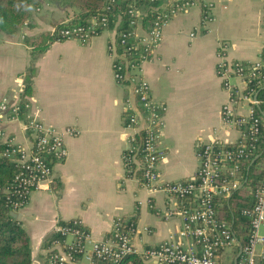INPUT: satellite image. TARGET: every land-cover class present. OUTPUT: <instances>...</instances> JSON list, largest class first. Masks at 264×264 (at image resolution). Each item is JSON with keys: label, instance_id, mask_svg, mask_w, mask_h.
I'll use <instances>...</instances> for the list:
<instances>
[{"label": "crops", "instance_id": "obj_1", "mask_svg": "<svg viewBox=\"0 0 264 264\" xmlns=\"http://www.w3.org/2000/svg\"><path fill=\"white\" fill-rule=\"evenodd\" d=\"M36 1L30 25L12 35L0 32V104L6 100L23 112L4 113L2 142L28 145L24 124L30 120L56 131L74 127L79 133L65 137V161L54 166L52 180L32 191L18 212L29 239L31 264H43L42 251L56 224L73 219L87 229L92 241H102L116 219L130 218L136 224V251L157 246L181 227L178 217H168L178 202L143 187L136 173L126 175L123 153L132 132L124 126L122 110L130 94L113 77L107 44L114 32L106 31L85 45L53 42L33 56L30 41L53 32L56 19L68 21L73 16L58 3ZM204 4L211 5V20L205 25ZM263 40L264 0H197L165 25L160 43L143 65L151 98L163 107L158 131L161 182L193 176L202 144L242 139L241 129L222 120L221 107L229 93L216 73L217 55L222 48L228 61L254 63ZM27 76L31 94L24 97ZM233 82L244 92L240 81ZM248 108L244 102L238 113L246 115ZM260 233L264 235V227ZM237 248L222 251L219 264H236ZM263 261L264 244L256 248V264Z\"/></svg>", "mask_w": 264, "mask_h": 264}, {"label": "built area", "instance_id": "obj_2", "mask_svg": "<svg viewBox=\"0 0 264 264\" xmlns=\"http://www.w3.org/2000/svg\"><path fill=\"white\" fill-rule=\"evenodd\" d=\"M196 4L197 0H162L152 21L145 27L142 25L144 11L132 4L127 11L131 19L126 31H119V20L109 28L107 17L98 22L93 20L87 27L69 26L58 31L57 36L62 41L74 40L83 45L106 31L114 32V38L107 44L113 77L130 94L122 110L124 126L132 132L123 157L124 166L132 165L133 176L141 171L139 182L149 191L162 192L177 200L176 210L168 217H178L181 227L168 240L137 252L133 245L136 224L130 218L116 219L102 241H92L78 220L58 222L53 232L57 238L42 251L43 264H123L129 256H135L138 264H219L222 251L238 246L230 224L218 219L216 200L230 196L241 179L240 166L253 160L257 144L262 141L264 120L256 114L255 107L264 104V96L257 99L255 90L249 85L261 76L264 40L259 59L254 63L228 61L222 48L217 55L216 73L229 93L228 102L221 107L222 120L246 131L243 141L224 144L214 140L202 144L197 151L198 169L188 179L161 182L158 172L161 159L158 131L163 107L151 98L143 65L160 43L165 25L176 14ZM210 8V4H204V25L211 20ZM236 80L244 86V92L233 82ZM263 81L259 80L258 86ZM244 102L249 108L246 115H241L238 110ZM7 103L3 100L0 104V119L6 112L17 116L21 110L19 105L10 107ZM24 131L28 135V145H15L9 140L2 142L4 133L0 131V143L8 145L5 156L17 165L12 185L4 190L12 197L8 198V205L13 213L27 205L32 191L42 189L52 180L54 166L64 162L67 155L65 137H76L79 133L74 127L56 131L36 120L27 121ZM242 214L249 218L250 230L247 244L240 247L236 264H256V248L264 244V235L260 233L264 227V168L253 204Z\"/></svg>", "mask_w": 264, "mask_h": 264}, {"label": "trees", "instance_id": "obj_3", "mask_svg": "<svg viewBox=\"0 0 264 264\" xmlns=\"http://www.w3.org/2000/svg\"><path fill=\"white\" fill-rule=\"evenodd\" d=\"M50 1L66 6L73 12V16L67 22H64V20L53 21V32H44L33 38L29 43L33 56L46 51L53 42L62 41L57 36V33L64 27H87L93 20L98 22L102 17H107L109 28H113L115 22L119 20V31H126L131 19L127 11L132 4L144 11L145 15L142 17V25L145 27L147 23L152 21L156 8L162 2V0ZM38 4L39 2L36 0H0V32L12 35L18 32L25 24L30 25L31 11ZM106 7H109V9L106 10ZM260 75L259 79L253 80L249 85L250 89L255 90L254 94L257 99H262L264 96V81L261 86H258L257 83L259 80H264V67L260 70ZM29 78L27 76L25 79L24 97L31 94ZM255 112L264 120V104L255 107ZM22 113L20 110L19 114ZM244 133L246 134L247 132L243 131ZM7 147L6 143H0V264H31L29 239L22 227V223L11 215L13 211L9 207L8 202L12 197L4 192L7 187L12 185L17 173V165L5 156ZM125 154L126 152L123 153V157ZM255 157H258V159L252 165H250V162L240 166L241 179L237 187L232 190L230 196L216 200L218 219L230 224L240 247H244L247 244L250 230V220L242 214V211L251 208L254 192L259 186L263 175L264 127L262 128V141L257 144ZM131 167L132 165H125V169L127 168L126 175L129 177L133 176V171H130ZM136 175L140 177L141 171H137ZM55 238L57 236L53 235L46 240L45 244L50 243ZM239 246L237 247L239 248ZM129 261L131 264H138L135 256L127 257L123 264Z\"/></svg>", "mask_w": 264, "mask_h": 264}, {"label": "water", "instance_id": "obj_4", "mask_svg": "<svg viewBox=\"0 0 264 264\" xmlns=\"http://www.w3.org/2000/svg\"><path fill=\"white\" fill-rule=\"evenodd\" d=\"M257 159H258V157H255V158L251 161L250 165H252ZM11 215H12L14 218H16V219L19 218V214H18V213H11ZM240 253H241V248H240V251H239V253H238L237 259H238V257L240 256ZM237 259H236V262H235V263H237Z\"/></svg>", "mask_w": 264, "mask_h": 264}, {"label": "rangeland", "instance_id": "obj_5", "mask_svg": "<svg viewBox=\"0 0 264 264\" xmlns=\"http://www.w3.org/2000/svg\"><path fill=\"white\" fill-rule=\"evenodd\" d=\"M61 7H64V8H65L66 6H62V5H61ZM62 17H63V16H61V18H62ZM58 20L63 21L64 19H56L55 21H58ZM65 21H66V20H64V22H65Z\"/></svg>", "mask_w": 264, "mask_h": 264}]
</instances>
